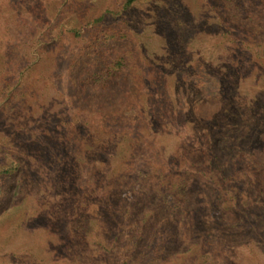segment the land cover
<instances>
[{"label": "rangeland", "instance_id": "374dc122", "mask_svg": "<svg viewBox=\"0 0 264 264\" xmlns=\"http://www.w3.org/2000/svg\"><path fill=\"white\" fill-rule=\"evenodd\" d=\"M0 0V264H264V0Z\"/></svg>", "mask_w": 264, "mask_h": 264}, {"label": "trees", "instance_id": "16d2710c", "mask_svg": "<svg viewBox=\"0 0 264 264\" xmlns=\"http://www.w3.org/2000/svg\"><path fill=\"white\" fill-rule=\"evenodd\" d=\"M133 2L134 0H129V2L127 3V6H130Z\"/></svg>", "mask_w": 264, "mask_h": 264}]
</instances>
